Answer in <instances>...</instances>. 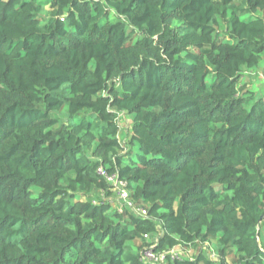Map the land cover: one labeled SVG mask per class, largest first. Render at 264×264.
Instances as JSON below:
<instances>
[{"label":"trees","instance_id":"trees-1","mask_svg":"<svg viewBox=\"0 0 264 264\" xmlns=\"http://www.w3.org/2000/svg\"><path fill=\"white\" fill-rule=\"evenodd\" d=\"M263 53L264 0H0V264H264Z\"/></svg>","mask_w":264,"mask_h":264},{"label":"rangeland","instance_id":"rangeland-1","mask_svg":"<svg viewBox=\"0 0 264 264\" xmlns=\"http://www.w3.org/2000/svg\"><path fill=\"white\" fill-rule=\"evenodd\" d=\"M222 29H225V26H222ZM243 81L248 82L249 88H255L258 90H262L264 92V53L262 54V66H260L257 70H254L253 72H246L243 78ZM251 81L254 83L252 84ZM264 94V93H263ZM67 111V107H65L62 111L53 113V116H58L60 120L66 121L65 112ZM60 113V114H59ZM64 113V114H63ZM134 117L129 116L126 114H119L118 116V123L120 125V139L124 140L125 136L128 137V135L131 133V124ZM79 121V120H77ZM108 201L113 205L114 208L117 207H123L126 208L124 201L119 196L118 191L115 189V191L112 190V196L108 199ZM260 243L264 247V228L261 230L260 235ZM135 244V243H131ZM207 246V245H206ZM184 257L187 256H194L196 254V251L199 253L201 251V248H189V250H184L181 248H178ZM216 245L214 243L209 244V248H202L203 251H206V254L210 255V257L213 260H217V254L215 252ZM229 261H233V257H230Z\"/></svg>","mask_w":264,"mask_h":264},{"label":"built area","instance_id":"built-area-1","mask_svg":"<svg viewBox=\"0 0 264 264\" xmlns=\"http://www.w3.org/2000/svg\"><path fill=\"white\" fill-rule=\"evenodd\" d=\"M99 173L101 175L105 176L108 179V181H110L112 183V185L118 191L119 196L124 201V204L127 208L131 209L132 211H135L140 216H146L147 215V210L145 208H142V207L136 208L134 203L130 200V196H129L130 191L128 189V184L126 181L119 179V177L117 175L113 176V177H108L103 168L99 169ZM145 238L149 239V236L146 235ZM155 239H156V241H155ZM155 239H153V242L154 241L155 242L143 251L142 259L146 263H148V264H165L168 261V257H170L172 260H175V259H180L184 256V255H182V252L178 248H174V249L159 252V253L156 252L154 250V248L158 242V238L155 237Z\"/></svg>","mask_w":264,"mask_h":264},{"label":"water","instance_id":"water-1","mask_svg":"<svg viewBox=\"0 0 264 264\" xmlns=\"http://www.w3.org/2000/svg\"><path fill=\"white\" fill-rule=\"evenodd\" d=\"M261 220H263V218H262ZM261 220H260V221H261Z\"/></svg>","mask_w":264,"mask_h":264}]
</instances>
